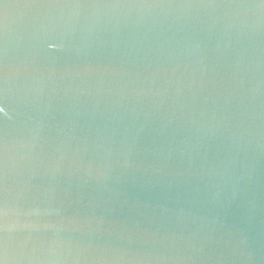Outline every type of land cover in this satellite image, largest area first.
<instances>
[{"label": "water", "instance_id": "95a60500", "mask_svg": "<svg viewBox=\"0 0 264 264\" xmlns=\"http://www.w3.org/2000/svg\"><path fill=\"white\" fill-rule=\"evenodd\" d=\"M2 264H264V0H0Z\"/></svg>", "mask_w": 264, "mask_h": 264}, {"label": "snow or ice", "instance_id": "6c2138e0", "mask_svg": "<svg viewBox=\"0 0 264 264\" xmlns=\"http://www.w3.org/2000/svg\"><path fill=\"white\" fill-rule=\"evenodd\" d=\"M0 264H2V261H0Z\"/></svg>", "mask_w": 264, "mask_h": 264}]
</instances>
